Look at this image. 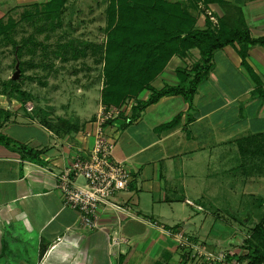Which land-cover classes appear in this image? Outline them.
I'll use <instances>...</instances> for the list:
<instances>
[{
	"label": "crops",
	"instance_id": "1",
	"mask_svg": "<svg viewBox=\"0 0 264 264\" xmlns=\"http://www.w3.org/2000/svg\"><path fill=\"white\" fill-rule=\"evenodd\" d=\"M50 1L0 0V20L14 10ZM225 1V9L241 14L252 37H264V0ZM198 25H205L202 15ZM238 47L214 52L213 66L191 105L182 96H165L132 123L121 118L109 128L116 137L114 157L132 176L128 190L115 201L132 208L129 214L104 212L102 230L79 228L78 214L64 205L55 178L77 149L92 145L83 135L89 119L61 121L64 125L51 121L50 127L35 123L22 103L0 93V134L14 143H0V264H194V243L207 255L210 245L219 251V243L230 237L205 239L208 217L200 213L202 194L208 197L207 180L236 169L225 166L229 154L239 162L250 160L251 166L258 153L264 154V99L254 94L256 80L264 88V46H248L246 61L256 80L242 66ZM189 53L173 56L152 87L178 85L176 70L190 64ZM150 94L145 89L136 98L146 101ZM178 115L175 127L160 128ZM20 145L41 151V163L23 160ZM191 197L202 210L186 203ZM187 206L195 209L193 214ZM112 235L119 238L118 247L111 245ZM178 235L187 246L180 245Z\"/></svg>",
	"mask_w": 264,
	"mask_h": 264
},
{
	"label": "rangeland",
	"instance_id": "2",
	"mask_svg": "<svg viewBox=\"0 0 264 264\" xmlns=\"http://www.w3.org/2000/svg\"><path fill=\"white\" fill-rule=\"evenodd\" d=\"M169 1L182 3L199 29L206 27L207 19L218 28L223 16L218 12L224 13L227 6L217 5L219 8L212 10L211 5L207 7L202 0L196 3ZM109 3L110 0H70L58 14L46 13L44 5L20 8L5 16L3 24L11 23L14 29L5 34L0 32V93L4 94L5 84L15 79L21 90L31 96L29 102L34 110L28 113V118L33 122L49 126L51 121L69 123L87 118L90 123L103 103V90L107 85L104 64ZM201 15L205 19L203 28L198 25ZM191 50L186 61L190 63L188 67L200 60L199 50ZM229 158L225 166L236 169L207 180L208 197L202 194L204 212L200 215L208 217L207 243L230 238L219 243L222 246L219 251L216 246H208L209 255L204 254L203 249H197L200 246L195 245L200 243H194L191 252L194 264H219L217 257L231 252L237 254L238 264H247V261L238 260L248 253L247 247L227 241L235 236L252 240L254 228L258 224L264 225V154L258 153L254 157L252 164L257 167L251 166L250 160H234L232 154ZM191 199L199 205L195 197ZM186 209L190 214L195 211L188 206Z\"/></svg>",
	"mask_w": 264,
	"mask_h": 264
},
{
	"label": "trees",
	"instance_id": "3",
	"mask_svg": "<svg viewBox=\"0 0 264 264\" xmlns=\"http://www.w3.org/2000/svg\"><path fill=\"white\" fill-rule=\"evenodd\" d=\"M70 0H52L44 10L48 14H58V10ZM201 0H189L199 2ZM204 5H227L225 0H202ZM108 29L106 30V51L104 77L107 85L103 90L102 101L106 105H120L128 98H135L145 89L150 90L148 100H137L130 116L125 117L126 124L137 120L140 113L150 105L156 104L165 96H182L191 105L198 86L204 81L213 66V55L216 50L226 46L238 45L242 66L256 80V76L246 58L249 45L264 46V37H252L241 14L225 9V16L219 19L218 28L206 20V27H195L194 18L180 2L169 0H110L107 8ZM43 13V12H42ZM232 14V15H231ZM27 14L25 13V16ZM12 26V27H11ZM14 29L13 24H3L0 20V32L7 33ZM191 49H198L200 60L191 67H180L176 70L179 84L155 89L151 83L166 68L175 55L185 57ZM255 95L264 99V88L257 81ZM4 95L15 98L25 104L30 95L23 92L15 79L7 82ZM181 116L161 125L162 129L175 127ZM64 122V121H63ZM0 143L11 146L10 138L0 134ZM23 160L41 163V151L17 146ZM252 240H241L239 236L228 240V244L239 242L247 247L248 253L238 260L247 264H264V225L254 228ZM255 242H254V241ZM257 240V241H256ZM228 254L225 262L235 259ZM186 264V263H183ZM219 264H222L221 262Z\"/></svg>",
	"mask_w": 264,
	"mask_h": 264
},
{
	"label": "built area",
	"instance_id": "4",
	"mask_svg": "<svg viewBox=\"0 0 264 264\" xmlns=\"http://www.w3.org/2000/svg\"><path fill=\"white\" fill-rule=\"evenodd\" d=\"M215 20V18L212 17ZM137 100L128 98L117 106L101 103L94 119L85 129V139H92L89 148H79L73 161L60 173L55 175L57 187L60 190L64 205L75 210L78 214L77 225L86 230H102L101 218L104 212L111 210L115 214L131 213L130 203L116 202L112 197L128 190L131 173L126 166L115 159L114 150L116 137L110 133V127L122 116H129ZM28 113L34 106L31 102L22 104ZM186 203L196 205L187 200ZM198 210H202L197 205ZM180 245L187 246L188 242L182 236H177ZM61 238L58 239L60 241ZM119 238L112 235L111 245L118 247ZM212 259V256H211ZM226 255L221 254L217 260L225 261Z\"/></svg>",
	"mask_w": 264,
	"mask_h": 264
},
{
	"label": "water",
	"instance_id": "5",
	"mask_svg": "<svg viewBox=\"0 0 264 264\" xmlns=\"http://www.w3.org/2000/svg\"><path fill=\"white\" fill-rule=\"evenodd\" d=\"M15 78H16V75H15Z\"/></svg>",
	"mask_w": 264,
	"mask_h": 264
}]
</instances>
